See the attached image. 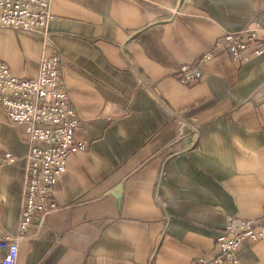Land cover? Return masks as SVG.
<instances>
[{
    "label": "crops",
    "instance_id": "0c3cea01",
    "mask_svg": "<svg viewBox=\"0 0 264 264\" xmlns=\"http://www.w3.org/2000/svg\"><path fill=\"white\" fill-rule=\"evenodd\" d=\"M51 12L47 35L0 29V61L36 79L61 58L88 150L17 264H194L220 254L230 217L264 219V53L234 61L224 42L264 37V0H51ZM183 66L201 79L182 84ZM29 150L0 102V240L20 235ZM235 258L264 264V241Z\"/></svg>",
    "mask_w": 264,
    "mask_h": 264
},
{
    "label": "built area",
    "instance_id": "2783aa9c",
    "mask_svg": "<svg viewBox=\"0 0 264 264\" xmlns=\"http://www.w3.org/2000/svg\"><path fill=\"white\" fill-rule=\"evenodd\" d=\"M54 19L51 0H0V29L47 35ZM224 42L234 61L248 60L264 53V37H259L256 31L227 34ZM210 58L211 55L207 54L204 60ZM61 67L59 56L45 57L36 79H21L0 61V102L8 119L25 128L30 144L19 220L20 235L8 234L1 238L0 250L4 251V256L0 264H17L19 241L34 224L39 227L45 224L48 203L67 172L69 158L88 150V144L77 137L80 121L62 80ZM181 73L180 82L184 85L201 79L197 69L183 66ZM6 157L14 161L11 154ZM261 241H264V219L230 217L223 234L216 240L220 254L210 261L198 259L194 264H236L235 253L242 245Z\"/></svg>",
    "mask_w": 264,
    "mask_h": 264
}]
</instances>
